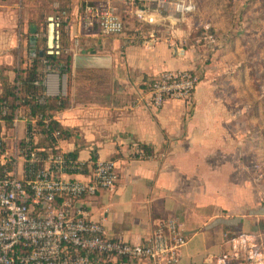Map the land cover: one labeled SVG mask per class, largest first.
<instances>
[{
  "label": "crops",
  "instance_id": "obj_1",
  "mask_svg": "<svg viewBox=\"0 0 264 264\" xmlns=\"http://www.w3.org/2000/svg\"><path fill=\"white\" fill-rule=\"evenodd\" d=\"M83 1L0 0V93L4 82L13 83L18 70L30 65L36 47L50 41L47 17L53 8L70 16L61 38L70 54L69 74L42 62L45 94L67 100L53 113L68 130L56 149L77 150V168L55 173L88 180L93 163L107 159L117 168L112 188L82 196L77 204L91 219L105 218L107 237L132 241L167 216L176 217L188 236L179 264H208L204 254L220 253L227 230L264 235V180L256 178L254 166L261 161L264 136L255 131V105L217 97L200 47L180 48L179 39H189L178 25L167 29L137 21L131 33L84 32L77 18ZM151 35L158 40L143 44ZM167 69L193 70L200 82L189 103L167 99L155 109L146 102L147 92ZM25 135L24 120L7 127L0 119V164L18 175L24 169L18 144ZM141 145L151 151L143 158L135 155ZM40 165L47 168L49 161Z\"/></svg>",
  "mask_w": 264,
  "mask_h": 264
},
{
  "label": "built area",
  "instance_id": "obj_2",
  "mask_svg": "<svg viewBox=\"0 0 264 264\" xmlns=\"http://www.w3.org/2000/svg\"><path fill=\"white\" fill-rule=\"evenodd\" d=\"M115 1L136 21L167 29L185 22L196 11L191 0H84L77 16L81 31L96 28L103 35H121L124 22ZM66 18L63 11L47 17V55L60 52L59 29ZM143 40V44L152 45L158 37ZM74 42L77 44V38ZM179 44L184 48L186 39L180 38ZM42 62L48 67L46 59ZM199 82L200 75L193 70H163L151 81L146 102L155 109L167 99L189 103ZM18 119L27 120L23 114L15 121ZM43 123H47L45 118ZM66 154L57 151L40 158L31 150L24 159L22 175L12 173L6 162L0 164V264L180 263L188 236L174 216L160 220L151 233L137 241L107 237L105 218L91 219L77 202L82 196L112 188L117 180L116 164L111 159L97 160L88 180L69 179L55 173L77 168L76 160ZM135 155L147 156L139 149ZM41 161H49V167L37 166ZM223 239L229 252L218 257L217 264H264L263 234L226 231Z\"/></svg>",
  "mask_w": 264,
  "mask_h": 264
},
{
  "label": "rangeland",
  "instance_id": "obj_3",
  "mask_svg": "<svg viewBox=\"0 0 264 264\" xmlns=\"http://www.w3.org/2000/svg\"><path fill=\"white\" fill-rule=\"evenodd\" d=\"M191 1L196 4V11L177 26L184 29L183 34L189 39L186 46L200 47L217 97L226 103L254 104L255 131L264 130V0ZM115 7L118 14H125L123 4ZM124 19V32L131 33L138 27L129 14ZM254 166L259 173H255L256 178L264 180V163ZM227 252L229 247L224 243L220 253L204 255L208 264H217V258Z\"/></svg>",
  "mask_w": 264,
  "mask_h": 264
},
{
  "label": "trees",
  "instance_id": "obj_4",
  "mask_svg": "<svg viewBox=\"0 0 264 264\" xmlns=\"http://www.w3.org/2000/svg\"><path fill=\"white\" fill-rule=\"evenodd\" d=\"M61 12L62 8H53L52 14H61ZM66 17V19L62 20V26L59 29L60 52L57 55H47L44 46L41 48L37 46L30 65L18 70L13 83L4 82L2 84V91L0 93V119L4 121L7 127H11L15 118L20 114H23L27 118L25 121V138L18 144L21 151L20 154L24 159L28 158L31 150H35L40 158H46L48 154L57 152V141L64 138L68 133V130L64 129L53 118L54 111L67 106V100L61 96L48 97L45 94L43 84L45 72L42 69V60L46 59L49 66L52 69L58 70L59 74H69L70 54L64 52L61 45V38L65 32L63 25L70 21L68 14H66ZM44 18L45 16L43 15L41 20L44 21ZM122 20L124 22L123 18ZM125 25L124 22V30ZM5 108L6 112L4 113ZM39 116L41 117L37 119L35 124L30 123L31 119ZM43 118L47 120L46 124L43 123ZM259 133L263 135L264 130H259ZM37 135H41L40 140L37 139L35 141ZM2 145L0 146V151H3ZM139 150L145 155H149L151 152L150 148L145 145H141ZM262 150L259 164L264 163V145ZM76 154L77 150L75 149L66 155L76 159ZM37 166H41L40 163Z\"/></svg>",
  "mask_w": 264,
  "mask_h": 264
}]
</instances>
